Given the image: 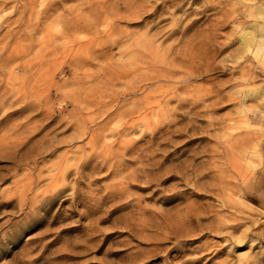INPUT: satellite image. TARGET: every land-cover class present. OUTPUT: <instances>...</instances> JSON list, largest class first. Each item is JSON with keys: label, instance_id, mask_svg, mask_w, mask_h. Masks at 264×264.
<instances>
[{"label": "rangeland", "instance_id": "obj_1", "mask_svg": "<svg viewBox=\"0 0 264 264\" xmlns=\"http://www.w3.org/2000/svg\"><path fill=\"white\" fill-rule=\"evenodd\" d=\"M251 20L241 0H0V264H264Z\"/></svg>", "mask_w": 264, "mask_h": 264}, {"label": "bare ground", "instance_id": "obj_2", "mask_svg": "<svg viewBox=\"0 0 264 264\" xmlns=\"http://www.w3.org/2000/svg\"><path fill=\"white\" fill-rule=\"evenodd\" d=\"M241 3H243L246 7V15L252 19L250 21V24L241 27V31H240V35H239L241 45L243 46V48L246 52L251 53L257 59L258 62H260L262 65H264V0H258V1L257 0H241ZM249 92H251V91H249ZM249 92L247 93L248 96H250ZM263 96H264V93H263ZM248 110H249V108H248ZM249 161H251V160H249ZM234 209H236V208H234ZM237 211H238V208H237ZM238 217H240V216H238V214L233 215V218H235V219H237ZM221 225H222V221H218L215 224L211 225V227L214 228V231L215 230L219 231L221 229ZM240 225H241V222H238V223L234 222V223L228 224V226L226 224V227L231 228L234 231H236L239 229ZM210 231H211V229H210ZM230 234H231V236H233L232 235L233 233H230ZM237 237H236V239H237ZM224 250H225L224 248H220V249L216 250V252H215L216 256L224 253L225 252ZM262 260L264 261V257H262ZM200 261H201V259L198 258L193 262V264H196ZM207 262L208 261L204 262V264H207ZM223 264H230V262L226 261Z\"/></svg>", "mask_w": 264, "mask_h": 264}]
</instances>
